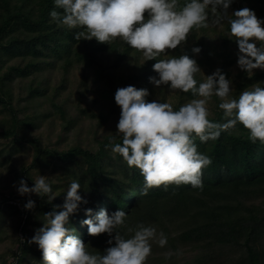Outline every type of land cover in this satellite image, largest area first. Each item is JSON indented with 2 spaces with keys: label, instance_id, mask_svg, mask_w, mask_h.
<instances>
[{
  "label": "trees",
  "instance_id": "obj_1",
  "mask_svg": "<svg viewBox=\"0 0 264 264\" xmlns=\"http://www.w3.org/2000/svg\"><path fill=\"white\" fill-rule=\"evenodd\" d=\"M53 7V0H0V139L5 141L0 143V156H3L0 165L8 163L14 152L27 145L32 161L21 171L31 183L27 171L41 161L45 163L47 158H56L59 162L47 161L46 168H51L59 178L76 179L81 185L80 195L87 200V204H81L69 217V226L89 252L102 253L109 246L106 243L109 236L87 234L86 226L80 224L85 218L84 209L91 208L93 214L101 208L109 213L122 209L127 214L125 227L119 229L122 235H131L125 229L143 223L152 224L167 237L163 247L152 244L146 264H264V144L251 143L248 131L239 123L222 132L215 141H194L197 151L211 159L201 170L202 187L170 183L166 188L163 185L150 188L146 195L141 194L144 180L139 170L129 168L119 154L111 152L110 145L105 148L110 141L121 142L115 132L97 137L95 131L96 148L92 150L79 145L62 151L51 150L43 148L37 137L30 136L32 130L53 115L59 117L67 131L74 128L76 119L82 115L95 118L97 128L109 115L118 120L120 109L114 102V92L127 85L146 88L147 101L168 99L167 86L155 87L148 81L149 76L156 75L152 70L155 59L144 62L140 51L128 47L119 38L108 44L98 43L94 38L74 39L77 29L58 26L49 17ZM244 7L264 18V0H233L228 11ZM210 29L190 30L182 46L166 50L156 59L182 53L193 57L191 48L199 46L201 51L194 58L200 69L208 75L219 68L227 78L225 68L232 65L234 41L228 37V25L224 35L214 39L209 36ZM218 56L223 59L217 67ZM75 69L81 70L76 86L78 104L88 93V79L91 92L97 94L100 104L96 112L79 106L76 116L67 118L69 97L60 99V96L66 89L68 73ZM54 71L61 77L52 85L50 78ZM195 78L202 80L203 72ZM253 86L264 87V70L253 71L251 77L242 74L230 96L236 98L242 90ZM177 94L182 103L194 98L190 91L177 90ZM218 103L215 96L210 99L208 119L223 122V110L218 108ZM181 104H175L173 110ZM50 185L56 195L50 202L46 197L32 195L19 198L18 205L6 206L16 215L15 229L20 233L15 253L9 252L13 260L9 264H41L40 250L28 240L40 228L37 226L43 225L44 213L63 203L64 188ZM28 199L35 202L31 210L23 207ZM4 211L0 207V224L4 222ZM29 225L35 229L31 231ZM165 253H170L167 259Z\"/></svg>",
  "mask_w": 264,
  "mask_h": 264
},
{
  "label": "clouds",
  "instance_id": "obj_2",
  "mask_svg": "<svg viewBox=\"0 0 264 264\" xmlns=\"http://www.w3.org/2000/svg\"><path fill=\"white\" fill-rule=\"evenodd\" d=\"M233 0H53L54 7L48 15L58 26L77 29L74 39L109 43L119 38L128 47L140 51L144 62L155 59L152 70L156 75L148 81L155 87L166 85L170 92H191L193 99L173 110L168 102L147 101L146 88L132 85L117 88L114 102L119 107L116 134L120 143L111 146L129 168L135 167L143 177L141 194L153 187L171 183L202 187V168L211 163L210 157L197 151L201 143L215 141L222 132L233 129L237 123L248 131L251 143L264 144V87L253 86L242 90L238 97L230 96L232 80L217 68L202 80L194 56L199 46L187 53L156 59L166 50L176 49L187 40L190 30L207 28L209 24L228 25V37L236 46L237 67L249 77L254 69L264 70V18H258L247 7L233 10ZM59 9L60 11H57ZM258 45V46H257ZM142 65V64H140ZM215 96L218 108L223 110V122L208 119V103ZM31 187L21 178L16 191L21 196L35 194L50 202L56 197L46 176L39 175ZM72 180L64 191L63 203L53 205L44 213L43 225L36 229L28 243H35L41 253V264H146L152 244L163 247L167 237L152 224L138 223L134 228L125 227L127 214L122 209L108 212L101 208L93 214L85 208L87 234H107L109 245L103 252H89L75 230L69 226V217L87 204ZM35 206L32 199L23 205L26 210ZM114 234V235H113ZM170 253H165V258Z\"/></svg>",
  "mask_w": 264,
  "mask_h": 264
},
{
  "label": "rangeland",
  "instance_id": "obj_3",
  "mask_svg": "<svg viewBox=\"0 0 264 264\" xmlns=\"http://www.w3.org/2000/svg\"><path fill=\"white\" fill-rule=\"evenodd\" d=\"M226 25V21H224L220 25H209V28H211V32H209L210 38L214 39L219 34L224 35ZM231 52L232 65L227 64L225 69L226 73H228V77L226 79L230 78L232 80L233 88L235 82L239 81L241 75L245 72L240 70L236 65L237 57L235 53L237 52V46L235 42L233 43ZM197 56L198 54L195 57ZM217 58L218 59L216 61V65L218 67V64L221 62L223 57L218 56ZM258 70L260 69H254L253 71ZM202 72L203 76L204 74L207 75L205 71ZM80 73V69H75L68 73L67 83L65 86L66 89L60 96V99L69 97V100L66 102L67 118L68 116H76L79 110V106H81L82 108H86L91 112H96L97 106L100 104L97 94L95 92H91L90 79L86 81L88 93L84 95L80 105L78 104L76 86L80 77ZM60 77L61 74L58 71H54L50 78L51 84L53 85L56 81L60 79ZM15 86L16 84L14 85V88ZM166 90V96L168 97L167 102L170 103L172 107L175 106V104L178 105L182 103L181 98L177 94V90L170 92L167 87ZM94 99L95 104L93 103ZM184 103L185 102H183L182 104ZM44 109L45 107L42 106L41 110ZM117 121L118 120L114 119L113 116L109 115L107 121H105L99 128H97L95 118L89 117V115H82L81 117L76 119V124L74 125V128H72L70 131H67L62 128L63 125L59 117L53 115L51 118H48L46 122L39 125L37 129L32 130V132H30L29 134L30 136L37 137L40 140V143L43 148L47 147L51 150L62 151L68 149L69 147H72L73 145H79L83 148H88L92 150L96 148V143L94 141V132L96 131L97 137H101L104 134H108L111 132H116ZM1 142L4 143L5 141L0 139V143ZM31 157V149L27 145H25L21 148V150L14 152V155L11 157V160L8 163L0 165V207L4 208L5 210L3 215L4 222L0 224V264H2L4 261L6 262V264L13 262L12 256L9 255V252L15 253L17 249V239L20 238V233L18 232V230L15 229L16 215L12 214L11 210L9 208H6V206L18 205L17 200L19 198H26L35 195H19L16 191V185L18 184V181L23 178L27 185L31 187L33 184L32 180H34L39 175H43L46 176V180L49 183L57 185L58 188H64L63 190H66L70 182L72 180H76L74 178H68L67 180H65V178H59L57 176V173L51 171V168L47 169L45 166V163L47 161H50L51 164H56L57 162H59L56 158H47L45 163L44 161H41L39 165L36 166V168H31L27 171L28 176L31 180V183H28L26 178L22 174L21 169L28 168L32 161ZM8 197H13V199ZM3 199H5L6 202L3 203ZM19 210H21V205L19 206ZM37 227L41 226L38 225ZM29 228L31 231L35 229L33 225H29Z\"/></svg>",
  "mask_w": 264,
  "mask_h": 264
}]
</instances>
